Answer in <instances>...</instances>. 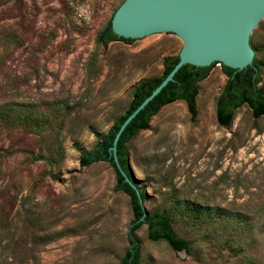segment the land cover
I'll return each mask as SVG.
<instances>
[{"label":"rangeland","instance_id":"obj_1","mask_svg":"<svg viewBox=\"0 0 264 264\" xmlns=\"http://www.w3.org/2000/svg\"><path fill=\"white\" fill-rule=\"evenodd\" d=\"M123 1L0 0V264L121 263L130 198L108 162L79 157L184 41L104 46L98 34ZM254 44L264 62V21ZM226 80L211 69L194 117L176 100L127 143L145 209L189 241L175 251L142 225L141 264H264V115L243 105L220 125Z\"/></svg>","mask_w":264,"mask_h":264},{"label":"trees","instance_id":"obj_2","mask_svg":"<svg viewBox=\"0 0 264 264\" xmlns=\"http://www.w3.org/2000/svg\"><path fill=\"white\" fill-rule=\"evenodd\" d=\"M111 19L98 34V40L104 46L114 40L127 43L135 40L117 35L112 29ZM254 49L255 58L253 62L242 69L221 63L227 80L216 102V118L222 126H229L235 111L243 105H247L255 117L264 115V86L261 84L264 62L257 59V50L255 47ZM178 61L179 54L167 57L163 62L164 69L159 77L140 83L135 88L125 112L115 119L91 149L84 151L79 157L82 166H88L99 161L108 162L116 173L115 189L123 191L130 198L133 217L127 231L128 246L120 264H141L140 242L136 238V231L142 225L147 226V234L151 240H165L175 251L188 250L189 248V241L176 232L167 216L158 213L150 214L145 209V194L133 177L127 143L139 131L149 127L152 116L164 105L176 100H184L194 117L197 113L196 100L199 82L205 79L210 74L211 69L219 62L214 61L209 66L184 64L176 72L173 80L169 81L160 93L128 123L117 141L116 151L112 149L122 123L163 81Z\"/></svg>","mask_w":264,"mask_h":264},{"label":"water","instance_id":"obj_3","mask_svg":"<svg viewBox=\"0 0 264 264\" xmlns=\"http://www.w3.org/2000/svg\"><path fill=\"white\" fill-rule=\"evenodd\" d=\"M263 21L264 0H124L111 19L117 35L149 41L178 33L184 41L179 61L125 119L112 149L116 151L128 123L184 64L209 66L218 61L212 69L221 63L239 69L251 64L255 58L254 38Z\"/></svg>","mask_w":264,"mask_h":264}]
</instances>
